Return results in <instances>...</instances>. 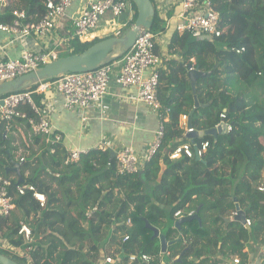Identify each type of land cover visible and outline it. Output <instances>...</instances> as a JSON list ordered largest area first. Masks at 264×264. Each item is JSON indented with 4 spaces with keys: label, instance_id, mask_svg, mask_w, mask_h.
I'll use <instances>...</instances> for the list:
<instances>
[{
    "label": "trees",
    "instance_id": "16d2710c",
    "mask_svg": "<svg viewBox=\"0 0 264 264\" xmlns=\"http://www.w3.org/2000/svg\"><path fill=\"white\" fill-rule=\"evenodd\" d=\"M42 1L14 0L13 5L3 9L5 14L0 20L11 22L14 10H23L38 19L44 13ZM129 1L135 20L137 9ZM151 1L155 6V0ZM211 2L218 13L219 37L194 38L185 31L179 35L177 30L171 35L170 54L178 47L183 61L163 60L166 68L159 69L158 99L163 108H169L163 113L164 136L159 150L149 161H144L137 173L118 174L115 157L109 159V151L103 150H92L77 162L64 165L67 154L59 143L54 154L49 153V145L40 143L39 156L30 160L34 150L26 131L17 123L12 125V130L20 134V146L31 157L21 166L22 179L44 193L46 203L41 205L30 192L14 197V210L23 219L11 217L13 210L5 236L12 244H19L21 240L13 235L19 223L26 222L33 233V264H104L105 252L101 246L107 239L102 234L104 227L106 231L111 229L109 235L113 230L111 240L116 239L118 232L129 235L128 240L119 244L122 252L118 264H130L127 255L137 252L146 253L153 260L134 264H158L159 239L152 237L146 222L171 241L167 247L171 259L182 253L181 260L174 264H246L248 250L264 243V192L257 189L264 170V1ZM170 17L171 11L163 17L155 10L150 30L155 34L164 32ZM109 37L73 39L74 50L69 54L82 52ZM241 47L244 50L237 53L236 49ZM186 64L199 71H212L210 76L196 79L195 96L201 105L190 116L191 126L197 131L213 129L220 113L225 112V121L231 124V129L226 133L197 136L195 143L208 142L198 159L195 155L171 159L174 148L187 140L178 124L179 115H188L194 104ZM37 86L36 83L24 89L34 91ZM43 97V92L33 93L37 103ZM3 132L1 123L0 169L8 174L4 167L7 149L13 151L17 147L11 146V137L5 138ZM32 140L38 144L40 138ZM25 170L29 171L26 177ZM141 170L144 181L138 175ZM51 182H56L66 193L68 186L75 184L78 201L69 198L62 203ZM234 199L245 212V218L251 220L247 228L238 221L224 220L236 211ZM67 207L72 210L68 211ZM197 209L201 226L193 220L182 224L180 230L172 226L165 228L168 219H175V211L187 215ZM128 219L130 225L126 224ZM180 233L185 245L179 240ZM84 244H89L87 249ZM9 257L27 264L14 255Z\"/></svg>",
    "mask_w": 264,
    "mask_h": 264
},
{
    "label": "built area",
    "instance_id": "2783aa9c",
    "mask_svg": "<svg viewBox=\"0 0 264 264\" xmlns=\"http://www.w3.org/2000/svg\"><path fill=\"white\" fill-rule=\"evenodd\" d=\"M76 0H43V15L35 22H28L24 11H14V18L11 22L0 20V32L7 33L14 37H28L30 47L22 49L19 58L12 59L6 56L0 47V83L14 79L25 73L36 71L53 59L57 46L67 44L71 39L85 38L96 27L100 17L110 12L113 16L111 21L116 24L118 16L130 5L129 0H87L83 11L76 18L68 19L67 10ZM180 11L177 13L179 31L188 32L192 37H204L214 39L220 36L218 13L214 11L211 0H179ZM264 1V0H263ZM9 0H0V17L4 15L3 9L9 4ZM61 24V25H60ZM60 27H71L70 31L61 35L56 32ZM156 34L150 29L140 28L132 47L121 52L111 62H105L91 71L66 73L55 77L52 80L37 83V89L29 91L26 89L16 90L12 93L0 97V124H4L3 136L11 137V146L17 149L8 152L7 164L4 167L7 173L0 169V250L7 251L27 264L33 261L34 251L33 233L30 226L21 221L13 238H19V244L14 245L6 237L7 228L10 226L8 220L14 210L12 199L14 197L31 193L41 205L46 203V196L37 187L24 180L18 183V173L14 168L18 164L23 165L28 161V152L22 148L13 137L19 134L17 130H12V125L17 123L26 130L28 138L39 137L41 142L49 145V153L54 154L55 145L60 144L61 135L51 130V124L47 117L46 105L36 104L33 93L54 90L61 95L63 106L67 109L80 108L89 110L96 106L102 96L109 89L111 77L113 81L121 87H137L136 99L145 103L148 107L155 109L157 114V129L152 141L149 143L144 160L149 161L159 150L164 136L163 113L169 108H163L157 95V88L160 83L158 71V56L154 50V40ZM243 47L236 49L242 52ZM187 66V65H186ZM193 67L188 65V69ZM29 112H28V111ZM220 120L215 127L223 122L226 129H231V124L226 122L225 112L220 113ZM195 129L190 126L187 133H193ZM185 134V135H186ZM208 146L207 141L192 143L188 138L185 142L178 144L171 156L185 155L187 157H200ZM195 147V148H194ZM110 148L108 141H102L93 149L72 148L66 151L63 164L77 162L82 156L87 155L92 150H103ZM170 156V157H171ZM117 161V173L120 175L137 173L139 171L135 150L132 147H124L114 153ZM94 164V163H93ZM109 164V163H108ZM95 165V164H94ZM21 169V168H20ZM20 171V170H19ZM21 175V174H20ZM22 177V176H21ZM264 192V185L257 187ZM194 214L190 211L187 215ZM236 211L232 212L231 220L236 216ZM174 217L179 218L180 210L174 212ZM130 225V220L126 221ZM251 225V220L245 218L242 226L247 228ZM129 239V235L122 234V242ZM179 240L186 244L183 234L180 233ZM162 252H160L161 257ZM165 254L170 256L166 250ZM128 263L134 264L138 261L149 263L153 257L146 253H130L127 255Z\"/></svg>",
    "mask_w": 264,
    "mask_h": 264
},
{
    "label": "crops",
    "instance_id": "0c3cea01",
    "mask_svg": "<svg viewBox=\"0 0 264 264\" xmlns=\"http://www.w3.org/2000/svg\"><path fill=\"white\" fill-rule=\"evenodd\" d=\"M86 2L87 0H76L73 5L67 10L66 17L68 19L78 17L86 6ZM8 4L13 5L14 0H9ZM155 10H157L158 13L163 17L168 11H171V17L166 20V30L164 32H158L154 40L155 52L159 60V71L160 68H166V65L164 63V61L166 60H170L173 58L176 61H183L181 51L178 49V47L174 54H170L169 50L170 38L172 33L177 30L179 35L182 34V32L178 30L180 21L176 17L177 13H179L180 11V1L155 0ZM25 14L26 20L28 22H35L37 20V17L35 15H28L26 12ZM132 16L133 7L129 5L128 9L123 11L118 16V19L116 20L117 25H113L114 21H111V19L113 18L112 14L110 12H106L100 17L96 27L83 39L87 40L91 37L103 38L106 35H110L111 37L121 36L127 29H129L133 25L134 19L132 18ZM70 30L71 27H65L63 29L58 27L56 32L63 35ZM72 40L73 39H71L67 44H61L60 46H57L54 53L57 55L60 52H72L74 50V48H72L71 46ZM30 45L31 44L28 37H14L7 33L0 32V47L4 49L6 56L9 58H19L22 49H24L25 47H30ZM119 53L121 52H114V54L116 55H118ZM137 92V87H121L117 85L113 81V77H111L107 93L102 96L101 100L96 106L89 110H83L80 108H65L62 103L61 95L54 90L45 91L44 97L41 99V102H36V104L42 107L43 105H46L47 108L45 109V111L51 124V130L61 135L62 139L60 144L65 149V151L72 148L93 149L102 141H108L110 148L106 149L105 151H113L115 153L121 148L132 147L136 153L138 167L139 169H141L145 161L144 158L146 155L147 147L152 141L157 129V114L155 109L148 107L145 103L136 99ZM190 116V113L188 115L180 114L178 118V124L184 129L185 134L188 128V119ZM185 134L184 136L186 137ZM186 139L188 138L186 137ZM13 140L17 141V135L13 137ZM18 140L20 143V134L18 135ZM28 140L33 145V148H40L39 144L42 143L41 140H39L38 144L33 143V140H31V138H28ZM39 154L40 150H37L36 154H34L30 160H35L36 157L39 156ZM179 157L180 156L178 155H173L171 156V159H178ZM48 173L52 174L51 168H48ZM24 175L25 177L28 175L27 170L24 171ZM176 219L177 218L173 220V223ZM173 223H171L170 226L175 228ZM110 230L107 231L108 233L106 242H114L111 248L112 253L116 256H112V263L104 260V264L105 261L106 264H118V256L122 252L119 244L122 243L121 239L123 233L118 232L116 235V239L111 240L110 237L114 234L112 230L109 235ZM159 231L161 232L160 229ZM167 240L171 242L169 239ZM115 248L116 250L118 249V252L116 253L114 252ZM104 252L106 253L105 248ZM248 254L249 264H260L261 261L264 260V245H260L256 247V249L253 248L249 250ZM255 255L257 258L255 257ZM160 260L158 264H160ZM257 261L258 263H256Z\"/></svg>",
    "mask_w": 264,
    "mask_h": 264
},
{
    "label": "water",
    "instance_id": "95a60500",
    "mask_svg": "<svg viewBox=\"0 0 264 264\" xmlns=\"http://www.w3.org/2000/svg\"><path fill=\"white\" fill-rule=\"evenodd\" d=\"M137 9V16L134 20L133 25L127 29L121 36H112L106 39H102L90 47L85 49L82 52L69 54L66 56L57 57L51 59L47 64L43 65L40 69L36 71H31L15 77L14 79L7 80L0 83V96L12 93L16 90L24 89L29 85L36 84L38 82L44 81L48 78L57 77L62 74L66 73H74V72H85L91 71L99 67L105 62H111L114 60L116 55L114 52H126L128 51L138 34L140 28L150 29L152 26V17L155 14V6L151 0H131ZM212 71L205 72L199 71L198 68H192L188 71V76L190 78V85L192 89V93L194 94V104L190 115L192 114L193 110L198 108L201 104L199 103L197 97L195 96L196 93V79L198 78H205L210 76ZM191 126L190 117L188 119V127ZM227 129L223 122H220L216 127L213 129H208L204 131H194L193 133H187L186 137L190 139L192 143H194V139L197 136H201L203 134H217V133H226ZM195 148V147H194ZM111 159L114 156V152H109ZM198 159V157H196ZM21 164H18L16 168L12 169L18 173L19 179L18 183L22 182L23 179L20 175V168ZM139 178L144 181V171L141 170L139 172ZM235 200V209H236V216H234L233 220L238 221L239 223L243 224L245 221V212L240 208L238 202ZM199 209H197L194 214L192 215H185L177 218L173 225L176 229L180 230L182 224L191 222L196 220L201 226V219L198 215ZM226 222L232 221L231 218H225ZM146 226L152 230L153 238H158L160 243V250L161 260L160 264H174L181 260L182 253L176 258L171 259L169 256L165 254L168 245L171 243L167 240L164 233H161L158 228L149 225L146 222ZM0 264H19L11 257L6 256L5 254L0 252Z\"/></svg>",
    "mask_w": 264,
    "mask_h": 264
},
{
    "label": "rangeland",
    "instance_id": "374dc122",
    "mask_svg": "<svg viewBox=\"0 0 264 264\" xmlns=\"http://www.w3.org/2000/svg\"><path fill=\"white\" fill-rule=\"evenodd\" d=\"M69 52H60L59 54H57V55H54V57H53V59L54 58H57V57H61L62 56V54H63V56H65L66 54H68ZM61 55V56H60ZM187 67H188V65H187ZM41 68V67H40ZM188 71H189V69H188ZM22 130H24L23 128H22ZM26 131V130H25ZM27 132V131H26ZM18 135L19 134H17V137H18ZM28 135V134H27ZM37 148L35 147V148H33V150H34V154L37 152V150H39V149H37ZM28 155V154H27ZM31 158V157H30ZM29 158V159H30ZM45 158L47 159V157L45 156ZM40 159L42 160V158H41V156H40ZM28 171V170H27ZM28 173H29V171H28ZM53 173V172H52ZM263 178H262V180H261V182L262 183H260L259 185H264V170H263ZM46 179H48V177L47 176H44ZM52 183V189H55V191H56V193H57V196L60 198V200H61V202L62 203H65L69 198H71V200L72 201H78V190H77V187H76V185L75 184H72V185H69L68 186V189H69V193H66V192H64L58 185H57V183L56 182H51ZM68 208V207H67ZM72 209L71 208H68V211H71ZM11 217H16V219L17 220H19V219H23L22 218V215L20 214V212H18V210H14L13 212H12V216ZM171 223H173V220H169L168 219V221L166 222V224H165V228H167L168 226H170V224ZM164 228V229H165ZM103 233L102 234H104L106 237H107V231H106V228L104 227L103 228ZM47 233V231H45L43 234L45 235ZM42 234V235H43ZM41 235V236H42ZM102 238V241H104L103 240V238H104V236L103 237H101ZM103 243V242H102ZM114 242H109L108 241V243L106 242H104L101 246H103V249L105 248L106 249V253H105V256L106 257H104V260H106V261H108L109 263H112L111 262V258H112V256H116V255H114L113 253H112V248H111V246H112V244H113ZM85 245V248L84 249H87L88 248V246H89V244H84ZM260 245H264V243H262V244H260ZM260 245H258V246H260ZM97 246H98V244H97ZM249 251V250H248ZM0 252L1 253H3V254H5L6 256H10V253H8L7 251H3V250H0ZM97 254V253H96ZM254 255V254H253ZM248 257H249V254H248ZM255 257H256V255H255ZM257 258V257H256ZM97 260H98V258H96ZM189 260H191V261H195V258H189ZM237 260V259H236ZM248 260L249 259H247V261H246V264L248 263ZM106 261H105V264H106ZM104 263V262H103ZM256 263H258V261L256 262ZM31 264H33V261H31ZM249 264V263H248Z\"/></svg>",
    "mask_w": 264,
    "mask_h": 264
},
{
    "label": "bare ground",
    "instance_id": "6f19581e",
    "mask_svg": "<svg viewBox=\"0 0 264 264\" xmlns=\"http://www.w3.org/2000/svg\"><path fill=\"white\" fill-rule=\"evenodd\" d=\"M53 55H56L55 53Z\"/></svg>",
    "mask_w": 264,
    "mask_h": 264
},
{
    "label": "clouds",
    "instance_id": "9594fccd",
    "mask_svg": "<svg viewBox=\"0 0 264 264\" xmlns=\"http://www.w3.org/2000/svg\"><path fill=\"white\" fill-rule=\"evenodd\" d=\"M183 216H185V215H183Z\"/></svg>",
    "mask_w": 264,
    "mask_h": 264
}]
</instances>
